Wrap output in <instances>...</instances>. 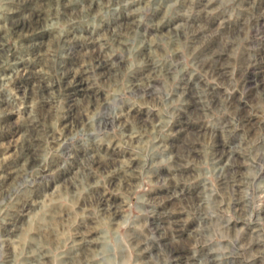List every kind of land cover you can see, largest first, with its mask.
<instances>
[{
  "label": "rangeland",
  "instance_id": "rangeland-1",
  "mask_svg": "<svg viewBox=\"0 0 264 264\" xmlns=\"http://www.w3.org/2000/svg\"><path fill=\"white\" fill-rule=\"evenodd\" d=\"M0 264H264V0H0Z\"/></svg>",
  "mask_w": 264,
  "mask_h": 264
}]
</instances>
